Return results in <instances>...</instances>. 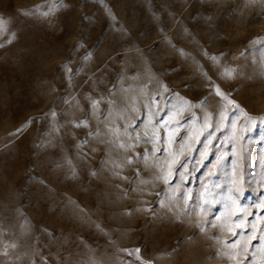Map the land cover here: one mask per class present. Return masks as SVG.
<instances>
[{"label": "rangeland", "instance_id": "1", "mask_svg": "<svg viewBox=\"0 0 264 264\" xmlns=\"http://www.w3.org/2000/svg\"><path fill=\"white\" fill-rule=\"evenodd\" d=\"M0 20V264H264V0Z\"/></svg>", "mask_w": 264, "mask_h": 264}, {"label": "snow or ice", "instance_id": "2", "mask_svg": "<svg viewBox=\"0 0 264 264\" xmlns=\"http://www.w3.org/2000/svg\"><path fill=\"white\" fill-rule=\"evenodd\" d=\"M3 28H4V22L2 20H0V31H3ZM227 74L228 75H231L230 72L227 73ZM165 91H167L166 88H165ZM217 94L218 95H223L222 93L219 92V89H217ZM185 103H187V102L185 101ZM230 103L233 104V106H234L235 109L239 110V105L235 104L234 101H230ZM247 119L249 121H251L253 119H256L257 121H264V117H258V118L247 117ZM157 151H160V149H157ZM129 162H131V161H129ZM176 162L178 163V161H176ZM182 166L183 165H181V167ZM168 182H169V178H165V183H168ZM240 192H241V189L237 187L236 189H234L233 194L239 196L240 195ZM262 207H264V206H262ZM261 234H264V228H259L257 230V234L253 237V239H256V240L264 239V236H262ZM232 235L235 237V236L238 235V233L237 232H233ZM234 247H238V245L237 246H234ZM255 247H256L255 245H253V244H251V242H249V245L246 248V250L249 251L250 255L253 256V257L255 256V252H254ZM260 251L262 253H264V244L261 245ZM243 264H249V257H245L244 258Z\"/></svg>", "mask_w": 264, "mask_h": 264}]
</instances>
